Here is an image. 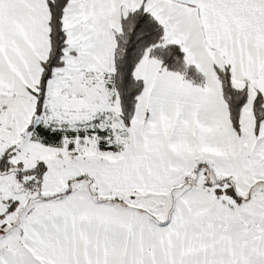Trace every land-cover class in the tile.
Here are the masks:
<instances>
[{"label":"snow or ice","instance_id":"snow-or-ice-1","mask_svg":"<svg viewBox=\"0 0 264 264\" xmlns=\"http://www.w3.org/2000/svg\"><path fill=\"white\" fill-rule=\"evenodd\" d=\"M0 264H264V0H0Z\"/></svg>","mask_w":264,"mask_h":264}]
</instances>
